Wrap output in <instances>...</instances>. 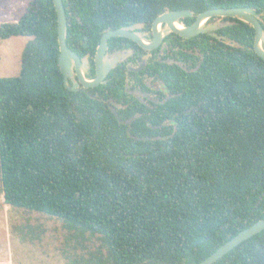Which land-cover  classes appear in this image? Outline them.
Returning <instances> with one entry per match:
<instances>
[{
	"label": "trees",
	"instance_id": "1",
	"mask_svg": "<svg viewBox=\"0 0 264 264\" xmlns=\"http://www.w3.org/2000/svg\"><path fill=\"white\" fill-rule=\"evenodd\" d=\"M62 1L67 45L91 54L103 29L163 12L264 10V0ZM252 32L234 37L240 47L216 48L197 72L175 68L183 97L197 99L174 129L126 134L111 117H87L88 98L65 88L53 2L29 0L16 22L0 23V41L27 38L18 74L0 77L4 203L98 235L89 264L201 262L264 218V61ZM213 264H264V229Z\"/></svg>",
	"mask_w": 264,
	"mask_h": 264
},
{
	"label": "flooded vegetation",
	"instance_id": "2",
	"mask_svg": "<svg viewBox=\"0 0 264 264\" xmlns=\"http://www.w3.org/2000/svg\"><path fill=\"white\" fill-rule=\"evenodd\" d=\"M189 11L192 15L179 18L175 23L177 26L193 25L203 12ZM254 11L264 31V10ZM159 15L150 22L139 21L121 26L136 34L143 45L126 36L107 39L101 65L104 68L111 63V66L97 85L84 86L74 66L68 78L73 90L66 89L97 102V109L88 99L81 104L87 117L99 122L111 117L125 125L126 134H162L174 129L183 113L195 107L197 99L196 96L192 99L183 97L185 77L175 68L188 74L197 72L205 57L216 48L231 50L232 46L240 47L237 39L244 41L251 27L236 18L211 16L200 22L202 31L183 37L171 30L167 23L154 25ZM107 30L113 29H103L99 41ZM254 37L253 29L252 49ZM98 43L93 54L77 53L67 45L79 57L80 71L88 81L97 75L95 52ZM261 45L264 48V41ZM175 99L179 102L177 105L171 102Z\"/></svg>",
	"mask_w": 264,
	"mask_h": 264
},
{
	"label": "rangeland",
	"instance_id": "3",
	"mask_svg": "<svg viewBox=\"0 0 264 264\" xmlns=\"http://www.w3.org/2000/svg\"><path fill=\"white\" fill-rule=\"evenodd\" d=\"M1 1L12 4V0ZM28 1L18 0L21 7ZM26 39L17 36L0 41V77L18 74L20 53ZM22 211L10 207L8 216L1 218L0 252L7 255L10 264H89L83 258L101 244L98 235L79 233L57 217ZM4 227L8 229L7 234ZM30 228L36 230L31 232Z\"/></svg>",
	"mask_w": 264,
	"mask_h": 264
},
{
	"label": "water",
	"instance_id": "4",
	"mask_svg": "<svg viewBox=\"0 0 264 264\" xmlns=\"http://www.w3.org/2000/svg\"><path fill=\"white\" fill-rule=\"evenodd\" d=\"M54 10L56 13V22H57V42L59 46V54H58V68L63 75L64 78V86L67 89L73 90L72 87L69 86V77L72 75L74 66L77 70L80 81L84 86H95L100 83L107 72L110 64H106V66L102 67V56L106 48L107 39L114 36H126L131 39L138 41L141 45H143L141 39L134 33L129 32L126 28L120 27L113 30H107L100 38V41L96 47L95 52V64L97 68V75L93 80H85L83 74L80 71V59L79 57L67 46L66 43V35H67V18L62 0H52ZM192 15V12L188 9L181 10H172L168 12H163L154 20V25L159 23H167L171 30L175 31L179 35L183 37H190L202 31L200 27V22L205 20L211 16H226L236 18L238 20L243 21L244 23L250 25L255 30V37L253 43V51L254 53L260 57L264 61V48H262V41H264V31L262 25L256 19L257 14L251 7H219V8H211L203 11L199 14L197 21L189 26H177L175 23L181 17H186ZM76 85V84H75ZM138 139H147L146 137H138ZM264 229V218L256 221L251 224L247 228L241 230L231 239L223 243L219 246L214 252H212L209 256L204 258L198 264H213L220 258H222L225 254L231 251L233 248L238 246L241 242L250 238L251 236L259 233Z\"/></svg>",
	"mask_w": 264,
	"mask_h": 264
},
{
	"label": "crops",
	"instance_id": "5",
	"mask_svg": "<svg viewBox=\"0 0 264 264\" xmlns=\"http://www.w3.org/2000/svg\"><path fill=\"white\" fill-rule=\"evenodd\" d=\"M11 2H12V4H3L2 1L0 2V23L7 22L6 20H8V19L11 20V21H8L10 23L16 22L19 19L20 15L23 13V11L27 5V3H26L24 5V7H21L20 2H18V0H12ZM7 41H8V39H7ZM9 209H10V206L8 204L4 203L3 194L0 191V220L4 216L5 217L8 216ZM22 212L26 213V214L29 213L28 211H25V210H23ZM0 223H2V220L0 221ZM1 229H2V226L0 225V231H1ZM34 230H36V229H31V228L29 229V231H31V232H34ZM5 232L7 234V232H8L7 228H5ZM1 249H2V247H1ZM0 264H10V261H9L7 255L2 254L1 252H0Z\"/></svg>",
	"mask_w": 264,
	"mask_h": 264
}]
</instances>
